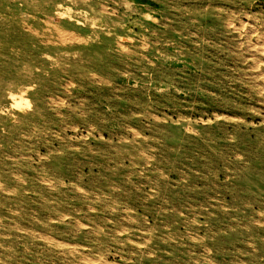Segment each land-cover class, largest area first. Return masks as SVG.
<instances>
[{"label":"rangeland","instance_id":"1","mask_svg":"<svg viewBox=\"0 0 264 264\" xmlns=\"http://www.w3.org/2000/svg\"><path fill=\"white\" fill-rule=\"evenodd\" d=\"M0 171V264H264V0H0Z\"/></svg>","mask_w":264,"mask_h":264},{"label":"bare ground","instance_id":"2","mask_svg":"<svg viewBox=\"0 0 264 264\" xmlns=\"http://www.w3.org/2000/svg\"><path fill=\"white\" fill-rule=\"evenodd\" d=\"M55 16V15H54ZM58 21V20H57ZM78 38V37H77ZM67 39V38H66ZM121 40V39H120ZM260 87V86H259ZM200 89V88H199ZM255 98V97H254ZM139 101V100H138ZM45 102V101H44ZM130 104V103H129ZM141 116V115H140ZM141 119V118H140ZM21 124V123H20ZM44 124V123H43ZM228 124V123H227ZM161 125V124H160ZM145 126V125H144ZM24 127V126H23ZM81 131V130H80ZM110 134V133H109ZM49 136V135H48ZM43 140V139H42ZM187 144V143H186ZM62 145V144H61ZM25 150V149H24ZM54 152V151H53ZM133 166V165H132ZM156 170V169H155ZM1 172V171H0ZM11 174V173H10ZM92 174V173H91ZM35 175V174H34ZM54 175V174H53ZM74 176V175H73ZM4 178V177H3ZM146 182V181H145ZM162 183V182H161ZM139 184V183H138ZM60 185V184H59ZM116 186V185H115ZM34 187V186H33ZM130 187V186H129ZM30 188V187H29ZM37 188V187H36ZM31 189V188H30ZM119 190V189H118ZM162 190V189H161ZM45 191V190H44ZM63 192V191H62ZM85 193V192H84ZM142 194V193H141ZM149 198V197H148ZM51 199V198H50ZM140 199V198H139ZM133 205V204H132ZM41 206V205H40ZM74 207V206H73ZM122 210V209H121ZM1 212V211H0ZM29 212V211H28ZM42 212V211H41ZM91 212V211H90ZM49 213V212H48ZM98 213V212H97ZM57 216V215H56ZM49 218V217H48ZM45 221V220H44ZM261 222V221H260ZM8 223V222H7ZM108 224V223H107ZM43 228V227H42ZM50 229V228H49ZM161 229V228H160ZM7 232V231H6ZM92 232V231H91ZM149 235V234H148ZM156 237V236H155ZM88 238V237H87ZM22 240V239H21ZM208 240V239H207ZM86 241V240H85ZM82 242V241H81ZM153 242V241H152ZM43 245V244H42ZM86 245V244H85ZM89 245V244H88ZM198 245V244H197ZM95 247V246H94ZM177 248V247H176ZM47 250V249H46ZM68 250V249H67ZM34 253V252H33ZM69 253V252H67ZM79 256V255H77ZM68 257V256H67ZM41 258V257H40ZM41 261V260H40ZM97 264V263H96ZM219 264V263H218Z\"/></svg>","mask_w":264,"mask_h":264}]
</instances>
